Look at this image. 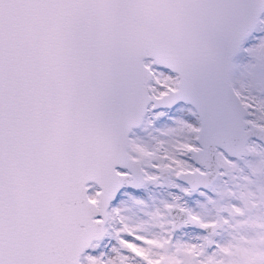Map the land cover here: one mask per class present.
I'll list each match as a JSON object with an SVG mask.
<instances>
[{"label": "snow or ice", "instance_id": "snow-or-ice-1", "mask_svg": "<svg viewBox=\"0 0 264 264\" xmlns=\"http://www.w3.org/2000/svg\"><path fill=\"white\" fill-rule=\"evenodd\" d=\"M0 264H264V0H0Z\"/></svg>", "mask_w": 264, "mask_h": 264}]
</instances>
